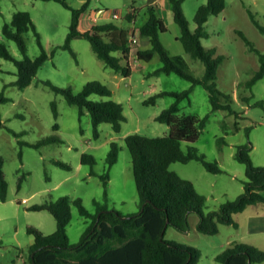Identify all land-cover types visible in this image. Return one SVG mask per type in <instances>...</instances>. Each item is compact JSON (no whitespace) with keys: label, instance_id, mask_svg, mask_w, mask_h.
<instances>
[{"label":"rangeland","instance_id":"1","mask_svg":"<svg viewBox=\"0 0 264 264\" xmlns=\"http://www.w3.org/2000/svg\"><path fill=\"white\" fill-rule=\"evenodd\" d=\"M67 1L74 8H81L86 2ZM207 2L184 1L183 11L192 31L197 28L198 9ZM226 2V9L217 16H211L207 22L208 36L202 38V43L225 57L219 68L217 87L232 97L236 114L224 110L214 112L210 94L201 85L195 86L190 99L180 104L182 115H196L202 119L209 116L200 139L194 144L184 142V151L190 147L197 148L209 162L218 163L223 172H210L199 161L176 162L170 167L183 179L192 181L206 197V212H217L222 205L243 194L248 177L246 165L236 157L240 146H250L254 165L264 168V77L252 87L247 85L261 70L262 61L239 35V32L243 33L264 53V34L260 29V26L264 27V0ZM145 6L157 7L165 20L168 31L161 34V41L171 55L196 77L203 78L205 65L186 53L180 40L182 31L175 21L169 0H92L82 29L109 21L129 28L130 24L124 19L126 15L134 11L142 14ZM99 10L104 12L103 15L97 14ZM18 11L31 14L50 58L32 84L22 90L16 85V63L0 54V94L4 92L9 99L0 107L5 122V127L0 129V155L5 159L4 172L9 182L8 200H0V264H34L32 246L35 234L29 230L34 229L44 235L57 230V221L49 211H32L29 210L31 206L70 196L74 200L81 198L85 207L95 215L98 210L96 202L105 203L104 175L109 176L110 208H116L123 215L140 213V196L126 137L131 134L147 137L169 135L170 127L157 118L176 102V98L168 95L157 98L154 103L150 100L162 92H184L192 87L190 81L177 74L157 73L163 66L159 55L150 62L138 58L139 50L149 48V39L141 38L140 43L132 48L130 77L108 67L98 58L90 41L82 37L71 43L76 53L74 56L61 47L70 32L72 11L53 0H0V42L17 60L24 56L18 44L5 37L3 28L11 23ZM108 12H120L122 19L114 20ZM138 19L140 24L147 17ZM25 40L29 55L37 58L41 48L33 30L25 34ZM49 81L59 88H71L75 94L90 82L106 85L113 92L111 97L93 95L91 99L114 100L122 104L126 116L122 131L116 133L111 124L104 123L99 127L100 137L96 138L91 116L86 114L81 118L79 107L71 106L64 94L48 86ZM54 102L59 111L58 119L53 112ZM57 123L59 129L54 128ZM48 137L59 140L40 148L20 145V141L33 145ZM113 143L119 149V159L110 167L107 159ZM84 154L94 156L96 164H83ZM56 161L70 165L71 169L58 165ZM235 220L238 228L219 223L218 234L206 235L198 230L200 216L194 213L190 215V230L182 232L170 225L165 238L200 250L202 256L198 264H221L216 260L217 256L234 242L264 250V231L254 230L256 224L264 226V205L249 207L237 214ZM92 222V218L82 216L79 208L73 205L72 221L68 227L72 244L80 242Z\"/></svg>","mask_w":264,"mask_h":264},{"label":"trees","instance_id":"2","mask_svg":"<svg viewBox=\"0 0 264 264\" xmlns=\"http://www.w3.org/2000/svg\"><path fill=\"white\" fill-rule=\"evenodd\" d=\"M52 1V0H44ZM72 11V23L66 43L61 47L69 50L74 56L71 43L77 37L87 39L92 44L98 58L106 65L125 77L132 75L130 57L132 46L129 39V28H125L115 22L93 25L90 29H81L82 17L89 12L92 0H86L81 8H74L67 0H53ZM170 8L174 13L176 23L180 26L182 41L185 51L195 60H200L205 65L203 78L196 77L182 62L171 55L161 41V34L168 31L167 24L157 7L145 6L143 13L129 12L124 18L130 23L138 17H147L144 23H140L141 36L149 39L150 46L138 51V58L150 62L159 55L163 66L157 73L168 75L177 74L192 83V87L184 92H162L155 95L150 102H156L163 96H174L176 102L164 110L157 120L170 127V133L164 137H147L140 134H131L126 137V144L131 153L133 172L140 196L141 212L134 215H123L116 208H110L107 186L109 176H102L105 188V203L96 202L97 213L92 215L85 207L81 198L72 199L63 196L56 201L33 205L32 211H49L57 221V230L50 235L30 229L35 234V244L32 246V262L34 264H198L201 252L189 245L179 244L166 240L167 228L171 225L182 232L190 230V215L198 214L200 222L198 230L206 235L219 233V223L233 225L238 228L235 220L237 214L245 212L249 207L264 205V168L254 165L250 156V146H240L237 159L246 165L248 181L245 190L235 201H229L221 206L217 212H206L207 199L202 195L194 183L183 179L170 169L176 162L190 163L201 162L204 167L213 173H221L223 170L218 163H211L197 148L190 147L184 151V142L194 144L206 127L209 116L200 118L196 115H182L180 104L190 95L195 86H203L210 94L213 111L233 110V100L229 95L221 92L217 87V79L220 65L225 57L217 54L215 49H208L202 43V38L207 37L205 29L211 16L221 14L227 6L226 0H208L202 5L196 15L197 28L192 31L187 17L183 11L185 0H169ZM253 21L254 15L250 12ZM139 23V22H138ZM264 34V27L260 26ZM34 31L41 54L37 58L29 55L25 34ZM3 33L6 38L14 40L24 58L17 60L8 48L0 42V54L16 63L18 69V81L16 85L20 89L29 87L39 70L50 58L31 14L27 11H18L14 14L11 23L4 25ZM239 35L248 45L250 51L258 53L262 61V68L257 75L247 83L252 87L264 77V53H261L243 33ZM119 53V55H116ZM53 90L66 96L71 106L80 109V117L89 114L92 119L95 137H100L99 127L104 123L113 126L116 133L122 131L126 121L122 104L114 101H94L91 96L111 97L113 95L106 85L101 82L87 83L81 92L75 94L71 88H59L52 82H47ZM9 102L5 93L0 94V107ZM53 112L58 119L57 104L53 103ZM5 127L0 112V129ZM59 129V124L54 126ZM20 137L21 134H15ZM55 137H48L30 145L20 141L21 146L29 145L40 148L41 145L57 141ZM22 159V151L20 153ZM119 159V149L112 144L108 155V164L113 167ZM56 163L64 168L71 166L62 162ZM83 164L95 165L94 156L84 154ZM5 159L0 155V200H8L9 182L4 172ZM24 178V177H23ZM22 178V179H23ZM22 183L20 184V188ZM76 205L82 216L93 219L92 224L77 244H72L68 235V227L72 221V207ZM216 260L221 264H255L264 262V250L240 242L232 243Z\"/></svg>","mask_w":264,"mask_h":264},{"label":"built area","instance_id":"3","mask_svg":"<svg viewBox=\"0 0 264 264\" xmlns=\"http://www.w3.org/2000/svg\"><path fill=\"white\" fill-rule=\"evenodd\" d=\"M103 11L101 12V15H103ZM109 16L114 19V20H120L122 19L121 13L120 12H108ZM100 16H98V19ZM129 39H130V44L132 48L136 45H138L141 41V28L138 24L137 19H133L129 23ZM132 55V52H131Z\"/></svg>","mask_w":264,"mask_h":264},{"label":"crops","instance_id":"4","mask_svg":"<svg viewBox=\"0 0 264 264\" xmlns=\"http://www.w3.org/2000/svg\"><path fill=\"white\" fill-rule=\"evenodd\" d=\"M102 11L101 10H99L98 12H97V14H100ZM89 13V12H88ZM88 13H86V14H88ZM85 14V15H86ZM84 15V16H85ZM84 16L82 17V20H81V29H82V25H83V22H84ZM82 30H84V29H82ZM263 219V218H262ZM258 226V227H257ZM254 230L255 231H264V226H261V224H256V226H255V228H254Z\"/></svg>","mask_w":264,"mask_h":264}]
</instances>
